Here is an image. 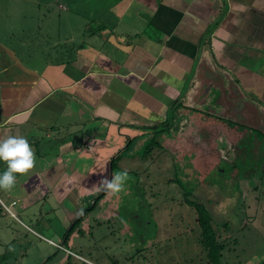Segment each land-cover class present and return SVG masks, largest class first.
<instances>
[{"label": "crops", "instance_id": "crops-1", "mask_svg": "<svg viewBox=\"0 0 264 264\" xmlns=\"http://www.w3.org/2000/svg\"><path fill=\"white\" fill-rule=\"evenodd\" d=\"M99 7L100 20L73 36L64 57L48 54L70 36L45 42L29 60L0 43V138L23 135L34 152V169L17 173L22 195L1 189L22 215L34 208L43 215L51 199L63 211L67 202L85 208L103 177L95 166L120 153L119 161L133 158L125 153L145 135H157L163 149L160 139L170 132L203 143L212 135L199 137L197 123L239 129L232 112L252 118L247 101L264 116V0H109ZM232 98L247 101L240 108ZM214 140L232 144L226 131ZM0 205L17 219L1 198Z\"/></svg>", "mask_w": 264, "mask_h": 264}, {"label": "rangeland", "instance_id": "rangeland-1", "mask_svg": "<svg viewBox=\"0 0 264 264\" xmlns=\"http://www.w3.org/2000/svg\"><path fill=\"white\" fill-rule=\"evenodd\" d=\"M108 2L0 0V43L29 60L28 55L38 53L45 42L53 44L59 37L60 41L70 36L69 42L62 39L59 46L51 45L48 54L55 58L59 51L56 56L64 57L73 49L72 42L76 43L73 36L80 38L87 23H97L104 9L100 4ZM246 101L231 99L240 108ZM247 102L252 118L232 112L233 121L246 127L221 130L219 125L210 127L213 120L197 123L199 137L212 135L209 143L190 142L191 135L170 132L165 135L167 141L160 139L166 149H153L152 139L145 135L125 153L133 158L122 159L112 169L111 160L105 162L106 167L95 166L93 173L108 179L117 170H127L128 179L119 193L102 190L101 183L87 185L96 190L94 198L105 193L64 245L65 233L83 209L67 202L63 211L51 199V206L42 205L43 215L35 213V208L22 215L0 189V198L17 217L0 205V264L3 260L7 264H42L55 255L49 264H208L199 243L197 213L185 203L186 198L208 209L214 231L227 242L223 263L264 264V116L260 105ZM225 131L232 144L217 145L214 138ZM86 164L88 171L94 167L93 160ZM2 165L6 167L4 162ZM19 174L24 178L28 173ZM19 183L9 189L14 197L22 195ZM94 198L84 199L85 208ZM24 224L34 231L29 232Z\"/></svg>", "mask_w": 264, "mask_h": 264}, {"label": "clouds", "instance_id": "clouds-1", "mask_svg": "<svg viewBox=\"0 0 264 264\" xmlns=\"http://www.w3.org/2000/svg\"><path fill=\"white\" fill-rule=\"evenodd\" d=\"M0 161L6 167L0 171V189H11L17 180V173H25L34 164V152L23 135H8L0 138ZM127 170H117L112 178H101L102 190L119 193L128 179Z\"/></svg>", "mask_w": 264, "mask_h": 264}, {"label": "trees", "instance_id": "trees-1", "mask_svg": "<svg viewBox=\"0 0 264 264\" xmlns=\"http://www.w3.org/2000/svg\"><path fill=\"white\" fill-rule=\"evenodd\" d=\"M241 127H243V126H240V128ZM157 131L158 130H156L155 133H158ZM151 139H152L151 145L155 146L152 148L154 149L156 147H159V143L156 140L157 135L153 136ZM121 157H122L121 153L114 156V158L111 160V169L116 167V164L121 159ZM102 195L100 194L99 196H97L95 198L93 197L94 198L93 204L91 206H89L87 209H85L84 211L79 212V214L77 216L78 218L73 222V224L69 228V231L65 233V235H67V236L63 235L64 236L63 245L66 243V240L68 239L69 234H71L77 230V226L83 222L85 217L87 218L89 213L94 212V210L97 207L98 202H99L100 198L102 197ZM185 203L188 204L190 207H193L196 210V213H197L196 221H197V224L200 228L199 243L202 247L203 252H205V256L208 259V264H226V263H223L222 261H223V253L225 252V250L227 248V242H225V241L222 242L220 237L218 236V234L214 231L213 226H212V218H211V215H210L208 209H206V207L203 204L195 203L193 201L188 200L187 198L185 200ZM59 246L63 247L62 245H59ZM70 252H72V251H70ZM55 256H57V255H55ZM70 256H72V255L69 254V257ZM76 256L78 258L80 257V255H77V254H76ZM54 257L47 258V260L44 261L42 264H49V262L53 261ZM69 257H68V260L70 259ZM3 258L5 259V257H2L1 259H3ZM1 264H7V263H4V260H3L1 262Z\"/></svg>", "mask_w": 264, "mask_h": 264}, {"label": "built area", "instance_id": "built-area-1", "mask_svg": "<svg viewBox=\"0 0 264 264\" xmlns=\"http://www.w3.org/2000/svg\"><path fill=\"white\" fill-rule=\"evenodd\" d=\"M60 248H63V247H61V246H59ZM68 253H70L71 254V252L70 251H68V250H66ZM76 256V255H75ZM77 257V256H76Z\"/></svg>", "mask_w": 264, "mask_h": 264}, {"label": "flooded vegetation", "instance_id": "flooded-vegetation-1", "mask_svg": "<svg viewBox=\"0 0 264 264\" xmlns=\"http://www.w3.org/2000/svg\"><path fill=\"white\" fill-rule=\"evenodd\" d=\"M87 208H88V207H87ZM87 208H85V209H87ZM85 209L83 208V210H82V211H84ZM82 211H81V212H82ZM85 218H86V217H85Z\"/></svg>", "mask_w": 264, "mask_h": 264}]
</instances>
